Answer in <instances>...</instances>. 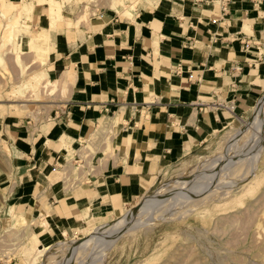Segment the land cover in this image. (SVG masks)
I'll return each instance as SVG.
<instances>
[{
  "label": "crops",
  "instance_id": "0c3cea01",
  "mask_svg": "<svg viewBox=\"0 0 264 264\" xmlns=\"http://www.w3.org/2000/svg\"><path fill=\"white\" fill-rule=\"evenodd\" d=\"M58 1L57 19L39 0H4L19 3L12 15L20 12L42 48L30 52L45 54L49 76L66 77L68 88L35 130H10L16 188L7 197L16 198L10 209L23 214L38 246L81 232L93 212L116 211L149 192L263 92L264 0H123L115 11L112 0ZM221 99L234 101V114L209 106ZM100 121L115 131L112 154L101 153L98 166L88 162L89 177L73 186L52 178L54 162L69 159ZM0 264L34 263L0 256Z\"/></svg>",
  "mask_w": 264,
  "mask_h": 264
},
{
  "label": "rangeland",
  "instance_id": "374dc122",
  "mask_svg": "<svg viewBox=\"0 0 264 264\" xmlns=\"http://www.w3.org/2000/svg\"><path fill=\"white\" fill-rule=\"evenodd\" d=\"M3 11L0 40L3 24L13 19L12 11ZM23 29L16 40L26 36L36 42L35 31ZM14 54L10 44L0 47V250L34 264H264V78L263 92L245 114L217 131L201 151L172 164L149 192L116 211L93 212L81 232L38 246L23 214L10 209L16 198L7 197L16 188L10 130L19 124L35 130L62 105L68 88L66 82L61 89L43 86L48 77L57 79L43 66L45 54L34 58L26 52L17 60ZM105 121L80 143L87 145L88 158L74 153L54 162L52 178L69 165L70 174L83 175L75 161L98 166L101 153L112 154L115 131Z\"/></svg>",
  "mask_w": 264,
  "mask_h": 264
},
{
  "label": "bare ground",
  "instance_id": "6f19581e",
  "mask_svg": "<svg viewBox=\"0 0 264 264\" xmlns=\"http://www.w3.org/2000/svg\"><path fill=\"white\" fill-rule=\"evenodd\" d=\"M121 1L122 0H112V1L109 2L108 6H109V8L114 9V11H115L116 9H118L119 5L121 4ZM44 3H46L47 6H48V12H49V10L50 11L52 10L54 12V14H56L55 18H57V19L61 18V13H62L61 12V3L62 2L59 3L58 0H48V1L44 0ZM18 5H19L18 2H12L10 4V6H5L4 0H0V9H2V11H3V9L5 11H13V10L16 9V7ZM83 9L84 10H83L82 17H84V19H85L86 15L88 14L89 6L85 5V7ZM21 19H22L21 18V14L18 11L15 15H13V19H10L7 23L3 24L2 31H1L2 32V39L0 40V47H4V46L6 47L8 44H10L12 48L14 47L15 48L14 58L16 60L18 58H20L21 55L26 53V52H30V51H33V50L34 51L42 50V48L37 43H35L34 40L31 39V37L27 38L26 36H22L21 40H18V41L16 40V38L24 30L23 27H22V24H21ZM79 19H83V18L80 17ZM55 22H56L55 19H51L49 21V24L54 25ZM75 22H77V20ZM42 40L44 42H49L51 40V37L50 36H46L45 38H42ZM44 80H42L41 83H43ZM63 81L64 82L66 81V77H64V78L61 77L60 79H52V78L48 77L46 79V82L44 81L45 83L43 84V86H48V87H51V88H60V84H62ZM259 103H261V101ZM259 103L257 102L256 105H258ZM77 151L79 152V154H80V156L82 158H88L90 151H88L87 145L86 146L83 145V146L79 147V149H77ZM69 170H74V167L72 165L64 166L63 169L59 170V172L57 174H59L60 178L62 179L64 176H66L68 174L67 172ZM251 180H253V178ZM250 184H252V186L248 185V191L253 190V181ZM103 225H105V224L103 223ZM107 227H108V225H107ZM104 229L106 230V228H104ZM63 233H65V232H63ZM46 246H44V248L40 249V251L44 252Z\"/></svg>",
  "mask_w": 264,
  "mask_h": 264
},
{
  "label": "built area",
  "instance_id": "2783aa9c",
  "mask_svg": "<svg viewBox=\"0 0 264 264\" xmlns=\"http://www.w3.org/2000/svg\"><path fill=\"white\" fill-rule=\"evenodd\" d=\"M232 70H233L232 75H234V77L237 78V77H239V74L242 71V65H236L233 67ZM209 106L213 109H222V110H224L228 113H231V114L235 113V103L233 100H226V99L216 100V101L212 102ZM75 154H77L78 157L80 158L79 152L76 151ZM75 162H78L75 168H77V169L83 168L85 174H83V175L77 174V176H74V178H73L72 177L73 172H71V174L68 172V174L63 177V180L66 181L67 183H69L70 186L77 184V182L81 178H85V177L88 178L89 174H90V165L87 162V160L84 161L83 165L79 164V162H81L80 159H78ZM15 244H17V243L11 244L12 249H13V245H15ZM6 249H8V247H6ZM10 255L11 254H9V256H8V254H6L2 250H0V256L4 257L6 260H9L12 258V257H10Z\"/></svg>",
  "mask_w": 264,
  "mask_h": 264
}]
</instances>
